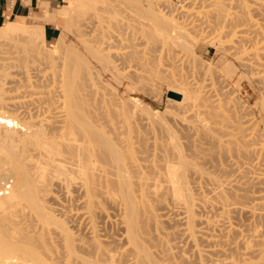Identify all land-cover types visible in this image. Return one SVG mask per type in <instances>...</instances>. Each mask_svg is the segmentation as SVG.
<instances>
[{
  "label": "bare ground",
  "instance_id": "6f19581e",
  "mask_svg": "<svg viewBox=\"0 0 264 264\" xmlns=\"http://www.w3.org/2000/svg\"><path fill=\"white\" fill-rule=\"evenodd\" d=\"M143 1L144 0H64V4L58 5L55 8H53L50 3L45 4V6H46L45 13L42 12L43 14H39V15L34 16V18L31 19L32 24L28 22V18H21V19L19 18V20L15 21V22H8L4 26L0 27V60L9 59V58L10 59L14 58L16 60L18 59L17 61L26 70H29L35 66L33 64L34 63L36 64V61L39 63H41V61H43V63L46 64V62H44V61L46 59H49L48 62L51 63V67H48V69L51 68L52 70L51 69H49V70L53 71V73H51L49 70H48L49 72H46V73L47 74L51 73V75L53 76L52 80H54V77L57 78L58 85L56 86V88L58 87V90L60 89L59 91L57 90L58 91L57 94L59 93L58 100L59 101L62 100V101L55 102V103H57V104L60 103V106H61L60 109L62 111H60L59 113L63 112L62 115L59 114L58 116L56 115V117L53 115L54 117H51V120L50 119L49 120L44 119V120H40V121L35 120L34 122L33 121L31 122L32 119L29 121L28 120L26 121L25 118L24 119L19 118L20 114L18 117H16L15 114L10 115L8 113L9 108L7 106L4 107V105H3L5 102V99H4V96L6 94L5 90L7 88H5V86L2 84H1L2 86L0 85V177H1V175H3L6 177V179H4V181L9 180V179H10V181H12V183H11L12 186L9 183V185H10L8 188L9 190L4 189V186L7 183H5L4 185L1 184L2 186L0 185V188L4 189L3 193L0 194V264H195L194 262H198V264H204L203 262L206 260L205 257L209 254L210 250H212L214 252L216 250V253H219L217 251V249H215V248L213 249L214 246L213 247L211 246L214 241L211 242L212 240L209 241L208 239L211 236H212L211 238H214V236H215V240H216L217 236L219 238L221 236V234H220V236H219V234L216 236L210 232H207V230L211 231L210 230L211 227L217 228L216 224L218 222H215L216 221L215 220L213 223L209 218H200V217H197V215H196L197 211L200 212L199 209L197 208V203H196V200H197L196 197H198L196 194H198V193L193 192L194 189L190 188L189 182H192V181L189 180L191 178V177H189V176H191V174H188V173H190L189 171H191V173L193 172V174H194L195 170H196L195 174L197 175V171L198 170L204 171V168L202 169V167L197 166V164H195L193 161H190V160H193L192 159L193 157L190 160L187 158V156L185 155V152H184V150H185L184 147L189 148V146L187 147V144H186V146H183V144H181L179 142L181 137L180 138H179V136L177 137L176 134H172V135L169 134L170 137H168V139H170V142H171L170 145L171 146L169 144H168L169 146L166 144L167 145L166 149H164L165 145H163L162 142L158 143L160 145L162 144L164 148L162 146H160V147L163 148V151L165 150L164 151L165 153H164L161 150L162 148L159 149L156 147L157 150L158 149H159V151L161 150V152L164 153V155H165V156L163 155V157H162V155L161 156L159 155V156L162 158L166 157V159L164 158L166 161H163L161 159L163 162H165V164H164L165 166L163 168V170H165V172L163 171L164 174L161 172L162 173L161 178L164 179V180L162 179V183L167 182L170 187L167 188V186H168L167 184H166L167 186H165V184L163 186L162 183L160 185L156 183V182L161 181L160 175H159V178L156 177V176H158L157 174L160 173V170H157V171H159L157 173V171L154 167L156 162L153 164L154 161H152L151 159L150 160L152 161V163L149 161L150 166L154 165L151 169L154 168L156 171L155 172L156 175L153 176V178L155 179V177H156V178H158V180L155 179L156 181L153 183L149 182L148 178L151 179V177L149 176V174H146L145 168H144L145 173L142 170L143 169L142 167L146 163L141 164L143 166H139L140 165L139 162H141L140 160L142 158L145 159L144 154H142V156H144V157H142L141 159H139L140 156L139 157L137 156V154H139L138 153L139 147L141 148V146H142L141 142L139 141L141 145L138 147V150H137L136 148L138 145L135 146V143H134L135 141L133 142L131 137L128 140H122L121 136H118L115 139L113 137H111V134L109 131V121H108L109 118L107 117L108 118L107 119L105 117L106 115L101 117V116H99L100 114L97 113L98 109L96 108V105H95L96 103L93 99V92H88V93H84V92L82 93L81 92L78 94V92L80 90L79 85L82 84L81 80H82V75L84 74V72H83L84 71V69H83L84 65H85V69L87 70L86 72L88 73L89 80L95 85H96L97 80H99V82H101L100 75L94 71V69L92 67L91 59L89 57L92 56L94 58H97V57L103 58L106 55H108L109 58H112L110 56L111 51H117V50H119V48L120 49L123 48L122 44L125 43V41L123 42V40H124L123 36H125V34L122 31H126L127 28H124L125 26H123L122 24H123V22H125V24L128 23L127 21H124L125 15H126L125 13H127L126 11H128L127 7H131V10L135 13L134 14L135 16H131L132 14H130V17H129V15H126V16H128L127 18H129V19L132 18V21H129L130 24L126 25V26L131 25L134 28L135 27L140 28L141 26H143V21H141L140 18L149 20L148 17L144 18L145 12L147 15H150L153 17V19L151 21H153L154 23L158 21L157 24L159 23V20L163 21L162 19L166 18V17H164L165 14L161 15L162 13L160 14V12H158L154 9L153 5L149 2L150 0H146L147 2H149L148 8H145ZM125 4L127 6H124ZM224 8H223L224 14H227V17H228L229 10L228 9L226 10L227 7H224ZM223 11H222V13H223ZM224 14H223V18H224ZM225 18H226V16H225ZM228 18L230 19V17H228ZM168 20L169 19H167V21H166L164 19L163 22L169 23L170 26H169V24H168V26L170 28H172V30L178 31L179 28H177L176 22H174L172 20L171 21L170 20L168 21ZM226 20H227V18H226ZM226 20H224V21H226ZM49 22H55L60 27L64 26L65 32H67L68 34L70 33L68 31H72V29H73L72 27H74V25L76 24V27L78 26L79 28L77 27V30H76L77 32H75V33L72 32V33L76 35L77 39L79 40L80 46L78 47L76 45V47H75V46H73L74 44L73 45L71 44V46H70V44L68 43V40H67L68 34L65 33V34H61L58 37V42L54 45V47L49 48L48 45H46V37H45V24H47ZM161 23H159V26ZM162 25H164V24L162 23ZM165 25H166V23H165ZM153 26L155 27V25H153ZM234 27L236 29L237 27H239V25L237 23H234ZM150 28H151V25H150ZM66 30H68V31H66ZM61 31L63 32L62 27H61ZM158 31H161V28L157 29V32ZM164 31H165V33L167 32L166 28L162 29V34H164ZM181 32L185 33L183 31H181ZM138 33H140V32H138ZM181 37H184V36H181ZM184 39H186V38L184 37ZM179 40H180V38H179ZM260 41H261V43H262V41L264 43V35L261 33H258L257 36L255 37V42L257 44ZM171 44L173 45V43H171ZM35 47L39 48L38 54H37L38 58L35 55H33L34 54L33 52L35 51ZM261 49H264V47ZM119 51L123 52L124 48H123V51L122 50H119ZM192 53L195 54L193 51H192ZM257 54L259 56L258 58L262 61L261 63H263V61H264V50H261V51L259 50V52H257ZM15 55H17V57ZM4 56H6V57H4ZM192 57L194 58V56H192ZM194 59L198 60V58H196V56ZM210 62H209V64L207 63L209 69L211 68ZM259 62L260 61H258V63ZM30 64H32V66ZM71 64H72V66H70ZM41 65H43V64H41ZM52 65H54V66H52ZM11 66L14 67V65H11ZM45 67L47 68V66H45ZM42 68H44V67H42ZM42 68L38 67L37 69H35V68L34 69L37 72L38 71H46V68H45V70L44 69L42 70ZM228 68L233 72L237 70L236 66L234 64H232L231 62L228 65ZM209 69H208V71L210 72L211 69L210 70ZM5 70H2V71L4 72ZM2 71H1L2 74H6L8 72L7 71L6 73H3ZM45 76L46 75H44V77ZM160 78H162V77H160ZM5 79H6V77H5ZM30 80H31V78L28 77V82H30ZM78 80H80V82H79L80 84H78ZM168 80H170V78ZM1 82L2 81H0V83ZM4 82H6V81H4ZM19 82H21V81H19ZM146 82H147V80H146ZM30 83H32V82H30ZM53 83H54V81H53ZM20 84H22V83H20ZM146 87H147V85H146ZM54 90H55V87H54ZM48 91H49V89H48ZM47 94H49V93H47ZM178 94L183 96L182 102L185 103V101H187V99H188V96L190 97L191 93L190 94L177 93V95ZM47 96H49V95H47ZM55 97L56 96H54L53 99ZM3 99H4V101H3ZM38 99H40V98H38ZM47 99H49V98L47 97ZM53 99L51 98L49 100L51 101ZM54 100L58 101L57 98ZM53 101H51L49 103L53 104ZM40 104L41 105L43 104L42 106L44 108L45 101L43 103L40 102ZM5 105H7V103ZM37 105L34 104L33 106L37 107ZM41 105H39L40 110L42 109ZM45 106H47V105H45ZM6 110H8V111H6ZM50 111H52V109ZM30 114H29V116H30ZM43 114L45 115V113H43ZM50 115H52V114H50ZM201 119H199V120L202 122H200V123L198 122L200 124V125L198 124L199 130H200L198 132H202L204 134V136H207V137L213 136V135L215 136V134H213V133H215L214 132L215 129L213 130V124L211 127V121L206 124V122H204V120H203L204 118L202 120ZM245 121L249 123V121L242 119L241 116H239V115L237 116V123L240 126L239 130H240L241 134L244 131L246 133L245 129H247V127L245 125L247 123ZM212 123H214V122H212ZM243 126H245L246 128ZM247 131H248V129H247ZM244 134H242V135H244ZM251 136H253V135H251ZM166 137H167V135H166ZM215 137L218 138V136H215ZM209 138H211V137H209ZM245 138L246 137L241 138V142H243L241 144V147L243 148V150L247 149V151H245L246 153L244 152L245 153V155H244L243 150H242V153H243L242 157L244 156V157L248 158L247 161L250 162L249 158L253 157L254 154H252V156H250L252 152L250 153L248 151L249 149L247 147L250 146L249 144H251V143L249 141H251L252 139L251 140L249 139V138H251L250 135L248 138L249 141H248V139H247V141H244ZM155 140H157V139H155ZM208 140H210V139L207 138V142H206L207 144H208ZM221 141L222 140H219V143H218L219 145L220 144L223 145V142H221ZM215 142L217 143L218 139H216ZM251 142H253V141H251ZM138 143H136V144H138ZM155 143H157V142H155ZM144 144H146V143H144ZM144 144H143V147L145 146ZM219 145H217V146L219 147ZM255 145H256V143H255ZM262 146L263 145H261V147ZM220 147H221V145H220ZM235 147H237V145ZM183 148H184V150H183ZM255 148L259 149L260 147L255 146ZM262 148L259 149V151H261V150L263 151L264 148L263 149ZM145 149H146V146H145ZM155 149H154V151H155ZM150 150H151V148H150ZM195 150H197V149H195ZM236 150H238V149H236ZM154 151L152 150V152H151V153H153V155H155ZM188 151L186 152V154L188 153ZM191 151H193V153H194V150L191 149ZM200 151H203V150H200ZM250 151H253V149ZM255 151L258 152L257 149H255ZM255 151L253 153H255ZM147 152H149V150H147ZM147 152H144V153H147ZM161 152H160V154H161ZM217 152H219V151H217ZM257 152L255 153L256 155H257ZM140 153H141V149H140ZM151 153H150V156L154 157ZM237 153L240 155L241 152L240 153L237 152ZM260 153H262V152H260ZM260 153H259V155H260ZM220 154H222V153H220ZM202 155H204V154L202 153ZM225 155L227 156L229 154H225ZM146 157H148V156L146 155ZM199 157H200V153H199ZM244 157H243V159L245 161L246 158H244ZM258 157H260V156H258ZM157 158H158V155H157ZM197 159H199V158H197ZM148 160H149V157H148ZM154 160H156V158ZM239 160L241 161V159H239ZM147 161H145V162H147ZM156 161L158 163L160 160H156ZM162 161H160L158 164H162L163 163ZM253 161L254 160L252 159V163H253ZM256 162L258 163V161H256ZM142 163H144V162H142ZM247 166H248V164H247ZM159 167L160 166H158V165L156 166V168H159ZM147 171H148V169H147ZM199 171H198V173H199ZM246 171H248V169H246ZM205 173L209 174L210 172L209 171L207 172L205 170ZM205 173L203 174V172L201 171L200 175L201 174L205 175ZM147 175L149 177H147ZM206 175L203 177H206ZM207 176H208V178L207 177L206 178L208 180H210V176L209 175H207ZM214 176L213 177L211 176V177L214 178ZM135 177H137V179H139V182L137 181V183H136L137 179ZM134 178L136 179L135 182H134ZM153 178H152V181H153ZM212 178H211V181H212ZM261 178H257L258 183H259ZM194 179H195V176H194ZM214 179H217V178H214ZM217 180H216V182L220 181L219 179H217ZM262 181H263V179H262ZM147 182H149V183H147ZM214 182H215V180H214ZM220 182H219V184H220ZM151 183L154 184L155 186L157 184L155 189L157 190L158 193L156 191L153 192L154 189L152 188L153 193H156L158 195L161 191L166 192V195H167V193H168V196H169V194L172 195L173 198L171 197V200L174 199L172 201L170 200V204L173 201L178 206H180L179 203L181 204L183 211L181 210L182 212H180L181 213L180 215L182 216L181 220L184 223V224L183 223L182 224L184 226H186L185 227V233L188 232L186 234H189L188 237H190V239L193 238L195 240L199 237L200 240L201 239L203 240L205 236L209 237L208 233H210V237L208 239L205 237V240L207 239L206 240L207 242L208 241L211 242V245L208 242V244H209L208 246L212 247L208 251L206 249L208 254L206 251H204V252H206V254L203 255L204 252H202L203 254L201 252H199L201 248L199 249V248H197V246H195L197 250L196 249H194V251L192 250V253L193 252L195 253V251H196L197 256L196 255L193 256L192 260L194 262H191L192 260H190L189 258H191L192 256L189 257L186 255L187 252L190 251V249H188V251H186V254L181 253V252L185 251L186 249L185 250L183 249L182 251L178 250V251H176L177 253L174 252V246H173L174 242L172 244V242L170 243V240L172 241L173 240L172 238H174V237L176 238V236H178V235H176V236L174 235L168 241L167 239L170 238L169 235L167 238H164V236H165V234H164V236L162 235L164 241H162L163 239L161 240L162 237H160V234H159L160 231L158 232V228H157L158 226L157 225H156L157 229H155L156 233L155 232L153 233L154 229L152 227H150L151 228L150 230H152V231H150L148 229V227L151 224L150 222H153V220L149 221L150 219H153V218H150V219L147 218L148 214L153 216L154 219L159 218V220L161 222L162 220L160 217H162L166 213L165 212L163 215L159 216L158 215L159 213H157V210H156L157 208H156L155 204L152 203V204H154V207L156 209H154V207L150 204L151 202H149L148 198L152 194L150 191V190H152L150 188L152 186H149V184H151ZM192 183H194V182H192ZM255 183H257V181ZM261 183H259V185ZM56 184H58L59 186L65 185L64 188H66V189H68V187L70 188L72 186L71 189L73 187L78 189L77 190L78 193L76 192L77 194H79V191L83 193L84 203H81L82 199H78V202L81 204L80 205L81 207L86 205L85 208L88 212L87 215L90 216L88 218H90V219L95 218L98 215L97 210L100 208V205L102 204L101 207L103 206L104 202L101 203V201H100L102 199V197L106 196L108 198V200H105L106 201L105 203H108L109 198L111 196H113V197L116 196V198L118 196V198H120V200H121V203H119L118 205L121 207L120 209H121L122 214L124 216V219H126V223H127V226L122 227L123 229H120L121 232L117 234L120 236V238H119V236H118L119 239L113 238V237H116L117 235L110 238L111 234H110V236H109V234H107L110 231H106V233L104 234V233H102V232H105L104 230H102L103 228L100 229L96 226H92V227L90 226L91 227L90 229H85L87 224L85 225L84 229H80L79 228L80 225L78 227L75 225H72V226H74V228L73 227L71 228V225L68 226V224L69 223L72 224L75 221L77 224L78 219L75 220L74 222H72L74 220L73 216H72L73 214L71 215V213H69V212H67V214L69 213V215H67V217L72 216V219H71L72 221L68 219L69 220L67 222L68 224L63 222V219L61 221V219H59L57 217V212H59L61 210L64 211V210L59 209V211H57L58 209L56 206L57 210H55V211H57V212L54 214V210H52V209H53V207L55 208V206H53L51 208V206L49 207V205H48V203H49L48 200H50L51 197L53 199V197H54L53 194L55 195L54 191H56L57 186L55 187L56 189H54L53 186H55ZM135 184H137L136 189H138L139 188L138 186H140L139 190H137V191L135 189ZM219 184L218 183L216 184L218 188L221 187V188H219L221 190V192L219 191L218 194H223L224 198H225L226 193H225V191L222 192V190L224 189V188L222 189V187H224L223 183L220 184L221 186H219ZM59 186H58V189L60 188ZM160 186H162L163 188ZM194 186H195V184H194ZM52 187H53L54 191H53ZM217 187H215V188H217ZM161 188H162V190H161ZM164 188H167V189L165 190ZM235 188H237V187H235ZM1 189H0V191H1ZM71 189L70 190L68 189V191H70V192L72 191V193H73V189L72 190ZM217 189H215V190L218 192ZM262 189L264 191V186ZM57 191H59V190H57ZM68 191H67V193L69 194ZM75 191H74V193H75ZM211 191H213V190H211ZM259 191H261V190H259ZM61 192H62V190H61ZM63 192H65V191H63ZM138 193H139V195H137ZM214 193H216V192L214 191ZM75 194H74V196H75ZM193 194H195L196 196ZM70 195H72V194H70ZM80 195H79V197H80ZM215 195L213 197H215ZM66 196L69 197V195H66ZM74 196H71V197H74ZM77 196H75V197H77ZM162 196L164 197V195H162ZM56 197H54V198H56ZM81 197H82V195H81ZM152 197H155L154 194ZM158 197L159 196H156V199H158ZM233 197H235V195ZM57 198H56V200H57ZM160 198H161V195H160ZM165 198H163V199L165 200ZM169 198H170V196L168 197V201H169ZM195 198H196V200H195ZM224 198H221V199L224 201H227ZM226 198L229 199V197H226ZM243 198L245 199V196ZM70 199H69V201H70ZM104 199H106V198H104ZM111 199L114 200L115 198L111 197ZM156 199H154V200L157 203H158V201L163 200V199H160V200L158 199V201H157ZM211 199L212 198H210L208 204L211 203ZM246 199H248V198L246 197ZM257 199H260V198H257ZM73 200L74 199L72 198V201ZM76 200L77 199H75V201ZM113 200H111L112 203H113ZM115 200L118 201L119 199H115ZM151 200L153 202V198H151ZM204 200L206 202V199H204ZM220 200L217 199V201H215V199H214L213 202L214 203L218 202V204L219 203L221 204ZM111 201H110V203H111ZM163 201L160 202V204L162 206H163L162 203L165 204V202H166V201L165 202H163ZM177 201L179 202L178 204H177ZM197 201H200V200H197ZM228 201L230 202V199ZM256 201L257 200H255V202ZM51 202L54 203V201H51ZM58 202H59V200H58ZM114 202H116V201H114ZM205 202H204V204H205ZM207 202H208V200H207ZM207 202H206V204H207ZM244 202L245 201H243L242 203H244ZM59 203H61V202H59ZM71 203L73 205H75V204L79 205V203H74V202H71ZM71 203L69 204L70 206H72ZM157 203H156V205H157ZM224 203L226 204V202H222L223 205L221 204L220 206L221 207L225 206ZM261 203L264 204V202H262V201H261ZM115 204H117V202ZM115 204H114V206H115ZM198 204L200 205V202ZM204 204H202V206H204V208H205L206 205H204ZM213 204L210 205L211 208H213V207L216 208L217 206H219L218 204H217V206H214ZM263 204H262V206H263ZM118 205H116V206H118ZM64 206L66 207L65 209H67V206L66 205H64ZM173 206L175 207V205H173ZM255 206H256V208H258V204H255L254 207ZM73 207H75V206H73ZM103 207H105V206H103ZM157 207H158L159 211L161 209L163 210V209L167 208V207L162 208L161 206H159V204L157 205ZM159 207H161V208H159ZM169 207H170V205L168 206V208ZM195 207L197 209H195ZM210 207H208V210ZM227 207H229V206H227ZM227 207H226V209L224 207H222L221 211H223V210L228 211ZM252 207H253V205H252ZM85 208H82V210ZM105 208H107V207H105ZM176 208H178V207L176 206ZM200 208H203V207L200 206ZM68 209L72 210L69 208V206H68ZM117 209H119V207ZM171 209H172V207L167 209L168 211L167 210L166 211L169 212V210H171ZM179 209H180V207H179ZM260 209H262L264 211L263 207ZM119 210H118V212H119ZM195 210H197V211H195ZM206 210L207 209L205 208L203 211L206 212ZM208 210H207V212H209ZM62 211H61V215L64 212L66 213V211H64V212H62ZM99 211H102V210H99ZM212 211L213 210L211 209L210 212L215 213L216 210L214 209V211L213 212ZM218 211H220V209ZM255 211H256V209H255ZM71 212H73V211H71ZM160 212H162V211H160ZM205 212H204V214H206ZM254 212H253V214L255 215ZM216 213H217V211H216ZM222 213H224V212H222ZM222 213H221V215H222ZM75 214H77V212ZM120 214H121V212H120ZM261 214H263V212ZM104 215H105V213H104ZM212 215H214V214H212ZM219 215L220 214L217 213V216H219ZM228 215H226L225 217L228 218L227 217ZM85 216H86V214H85ZM108 216H110V215H108ZM257 216H260V214L256 215V217ZM256 217H254V220L256 219ZM263 217L262 218L260 217L256 220L257 221L259 219L263 220ZM30 218H32L33 220L31 219L32 221L29 223H32L33 221L36 222V225H34L35 222H33L34 227L31 226L32 224L25 223L26 220L30 221ZM75 218H78V216H76ZM226 218H224V219H226ZM86 219H87V217H86ZM213 219H214V217H213ZM219 219L220 218H218V220ZM23 220H25L24 225L22 224ZM94 220H95V222L97 221L96 219H94ZM164 220H165V218H164ZM64 221H66V220H64ZM88 221H90V220H88ZM91 221L93 222V220H91ZM156 221H158V220H156ZM257 221H255L256 224L259 222V221L258 222ZM169 222L167 221V223H169ZM262 222H264V221H262ZM229 223H230V221L228 222L227 228L224 230L223 229L220 230V228H223V227H221V224H220V227L217 224V226L219 227L218 228L219 232L222 233V230L223 231L227 230L229 228L228 227ZM147 224H149V225H147ZM155 224H157V222ZM158 224H161V223H158ZM25 225H27V226H25ZM202 225H203V227L205 226V228L199 227ZM145 226L146 227L148 226L147 229L144 228ZM166 226H167V224H166ZM258 226H259V223H258ZM230 227H232V225ZM262 228L264 229L263 224H262ZM172 229L171 230L169 229L170 232L174 231ZM176 229L177 228H175V230ZM211 229H213V228H211ZM254 229H256V228H254ZM260 229H258V230L261 231ZM117 230L119 231V229H117ZM166 230H168V229H166ZM166 230H165V232L163 231L162 233L161 232L160 233L161 234L166 233ZM177 230H179V229H177ZM181 230H179L180 231L179 233L182 232ZM213 230H212V232H216V230L215 231H213ZM233 230H234V227H233ZM250 230H252V229H250ZM231 231H232V229H231ZM231 231H230V233H231ZM235 231H237V230H235ZM219 232H217V233H219ZM263 232L261 231V233H263ZM169 233L167 232V234H169ZM175 233L176 232H174L172 234L170 233V236L175 234ZM179 233H177V234H179ZM251 233H252V231H251ZM261 233H260V235H261ZM181 234H183V232ZM181 234H179L178 237H180ZM197 234L200 236H198ZM258 234H259V232H257V234L255 236H257ZM260 235L258 238L252 237V239H254V238L259 239ZM249 236H252V234H250ZM263 236H264V233H263ZM183 237H185L184 234H183ZM183 237H182V239H183ZM194 237H196V238H194ZM234 238L235 237H233L231 239L233 240ZM243 238H241L240 241L237 240L239 243H241L242 246H243V243H242ZM245 238L248 239V236ZM249 238L251 239V237H249ZM263 238H260V239H263ZM193 239H192V242L194 244L198 245L197 243H199V242L196 243V240L194 242ZM176 240L174 239L175 244L180 245L178 243V241L176 243ZM200 240H198V241H200ZM205 240H204V242H205ZM230 240H229V242H230ZM248 240H247V242H248ZM256 241L257 240H255V242ZM181 242H182V240H181ZM187 242H189V245L193 244V243L190 244V241H187ZM215 242H217V241H215ZM222 242L224 243V241H222ZM231 242L233 243V241H231ZM235 242H234V244H236V246H237V242L236 243ZM183 243L184 242H182L181 245H183ZM203 243H200V244H202V246H201L202 250L205 249V248H203ZM248 243H250V241ZM248 243L246 244V241H245L246 247L248 246ZM257 243L259 244V240H258V242L255 243L256 246H257ZM220 244H221V242L217 245L219 246ZM189 245L188 246L185 245V248L189 247ZM204 245H206V244H204ZM225 245L226 244H224L223 246H225ZM215 246H216V244H215ZM258 246H257L258 249H256V250L255 249L253 250V246H252V249L248 248L249 247L248 246L247 247L248 249L246 248V250L242 249L243 248L242 247L241 249L246 251V252L242 251V253L244 252L243 255L245 258L242 257L243 256L242 254H239V255L237 254L238 256H241L240 257L241 259L244 258V259L240 260L242 262L237 261V260H235V262H234V260H232V259H231L232 262H230V258H229L230 263H228V261L225 258H222V260L224 259L223 260L224 263H223V261L221 259L218 260V258H217V259H215L216 260L215 262L211 261L210 264H212V263H214V264H264V240H263V242H260V245H258ZM175 247H177V246H175ZM219 247L221 249L224 248L221 246H219ZM227 247H230V249L233 248V246H231V245H229V246L227 245ZM216 248H217V246H216ZM254 248H256V247H254ZM233 249H235V248H233ZM218 250L220 251L219 248H218ZM223 250H225V248L222 249V251H220L221 253L223 252V255L226 252H228V255H230L229 250L226 252ZM235 250H231V252L232 251L234 252ZM237 250L239 251V249H237ZM188 255H192V254H188ZM210 255H211V251H210ZM214 256H215L214 258H216L218 255H215V253H214ZM233 256H234V253L232 254V257ZM209 257L207 256V258H209ZM218 257H220V255ZM234 258L236 259V257H234ZM208 260L209 259H207V261ZM210 260H211V258H210ZM225 260L227 261V263H225L226 262ZM208 262H210V261H208ZM206 264H209V263H206Z\"/></svg>",
  "mask_w": 264,
  "mask_h": 264
},
{
  "label": "rangeland",
  "instance_id": "374dc122",
  "mask_svg": "<svg viewBox=\"0 0 264 264\" xmlns=\"http://www.w3.org/2000/svg\"><path fill=\"white\" fill-rule=\"evenodd\" d=\"M149 2L153 5V7L156 11L160 12V14L162 13L161 15L165 14L164 17H166V18H163L162 19L163 21H164V19L166 21H167V19H169L170 21L172 20V21L176 22L177 28H179L178 31L172 30V28L169 27L170 26L169 23L163 22L160 20H159V23L162 22L164 25H162V23H161L159 26V23L157 24L158 21L155 23L153 21H151L153 19V17L150 15H147L146 12L144 13V18L148 17L149 20L140 18V20L143 21V26H141L140 28L139 27L134 28L131 25L126 26V25L130 24L129 21H132V18L129 19V18H127L128 16H126V15H129V17H130V14H132L131 16H135L134 15L135 13L131 10V7H127L128 11H126L127 13H125L126 15H125L124 21H127L128 23L125 24V22H123V24H122L123 26H125L124 28L128 29V30L126 29V31H122L125 34V36H123V39H124L123 42L125 41V43L127 44V45L125 43L122 44L124 51H123V48H121V49L119 48V50H122L123 52H121L119 50L111 51L110 56L112 58H109L108 55H106L103 58H99V57L94 58V57L90 56L89 58L91 59L92 67H93L94 71L100 75L101 82H99V80H97L96 85L93 84L89 80V76H88V73L86 72L87 70L85 69V65H84V67H83L84 74L82 75V80H81L82 84H80L79 83L80 80H78V84H80L79 85L80 90H79L78 94L81 92L82 93L83 92L84 93L93 92V99L96 103L95 104L96 108L98 109L97 113L100 114V115L99 114L98 115L101 117L106 115L105 117L109 118V120H108L109 121V131H110L111 137H113L115 139L118 136H121L122 140H128L131 137L133 142L135 141L134 142L135 146L138 145L136 148L137 150H138V147L142 144L141 148L139 147V150H138L139 154H137V156L138 157L140 156L139 159H141L142 157H144V156H142V154L145 155V157H144L145 159L142 158L140 160L141 162H139L140 163L139 166H143L141 164L146 163L144 165L145 167L144 166L142 167L143 169L141 167L140 168L143 170V172H144V168H145L146 174H149V176L151 177V179L148 178L149 182H152V183L155 182L156 180H158L159 175H160L161 181L156 182V183L159 185L162 183L163 178H161V176H162L163 171L165 172V170H163V168L165 166L164 165L165 162H163V161H166L165 160L166 157H164L165 159L162 158L164 153H165L164 152L165 150L163 151V148H164L163 145H165L164 149H166V146L168 144L169 145L171 144L170 139H168V137H170L169 134L170 135L176 134L177 137L178 136H179V138L181 137L179 142L181 144H183V146H186V144H187V147L189 146V148L184 147L185 150L187 149L186 151L183 148L187 158L190 160L193 157L192 158L193 160H190V161H193L195 164H197V166L202 167V169L204 168V171L199 168L203 172V174L205 173V170L207 172L209 171L212 174L211 175L210 173L209 174L205 173V175L207 174L210 176V180H208L207 179L208 176L206 175L207 178L203 177L205 175H202V174L200 175L201 171H199V170H198L199 173L197 171V175L195 174L196 170H195L194 174H193V172L191 173V171H189L190 173H188V174H191V176H189V177H191V178L193 177L192 179L190 178L189 180L194 182V183H192V182L188 181L190 188L194 189V191L191 189L193 192L198 193V194H196L198 196L196 198H197V200H200V201H197L195 198L196 203H197V208L200 211V212H198L197 210H195L198 212V213L196 212L197 217L209 218L213 223L216 220L215 222H218L217 223L218 226L220 227V224H221V227H223V228H220V230L226 229L228 222L230 221L229 226H228L229 230L228 229L225 231L222 230V233H220L218 230L219 227L217 226V224H216L217 228L211 227L213 229L215 228L214 230L211 228H210L211 231L207 230V232H210L216 236L218 234H219V236H220V234L222 236V237L220 236L219 238L217 236L216 240H215L214 235H213L214 238H211L212 236L210 237V233H208V234H209V237L211 239L209 237L205 236L207 239L209 238L208 239L209 241L210 240H212L211 242L214 241L212 245H211V242H209V241L208 242L212 247L214 246L213 249L215 248L219 252V253H216V250H215V252L210 250L211 255H210V251L208 254L207 251L212 247L208 246L209 244L206 241L207 239L205 240V237L203 240L202 239L200 240L199 237L197 239H195L196 243L199 242V243H197L198 245H196L192 242L193 238L191 237L192 239H190V237H188L189 234H186L188 232L185 233V227L186 226L183 225L184 223L181 220L182 216L180 215L181 214L180 212L183 211L181 204L178 201H177V204L179 203L180 206L176 205L174 203V201L170 204V200H171L172 195L169 194L170 198L168 201L169 196H168V193L166 195V192L161 191L160 192L161 194L159 193L161 195V198H160L159 194L157 195L156 193H153L155 191L157 192V190L155 189L157 186L156 183H155L156 186L152 183L149 184V186H152L150 188L154 189V191H153V189L150 190L152 193L151 195L153 196V194H154L155 197H152L150 195L151 197L149 196L148 200H149V202H151L150 204L153 207L155 204L157 209L155 207H154V209L157 210V213H159L158 214L159 216L163 215L166 212L164 214L166 217L164 215H163L164 217L162 216L163 218L160 217L162 220L160 222L159 218L154 219L153 216H151L149 214H148L149 215L148 216L146 214L147 218H149V219L153 218V219L149 220V221L153 220V222H150L151 223V224L149 223L150 226L149 227L147 226V227L149 230L151 229L150 227H152L154 229L153 233L155 232V229H157V228H158V232L160 231L161 233L163 231L165 232V230L168 229V230H166V233L161 234L159 232L160 237H162L161 240L163 239L164 234H165L164 238H167L169 235L170 238L167 239L168 241L174 235L179 236V234H181L183 232L185 237H183V234H181L180 237L176 236V238L175 237L172 238L173 240L172 241L170 240V243L172 242V244H173V242H174V245H173L174 246V252H176L178 250L182 251L183 249L184 250L186 249L185 251L181 252L183 254H186V251H188V249H190L191 252L188 251L186 254L189 257L192 256L191 258H189L190 260H192L193 256H195V255L197 256L196 251H195L196 254L194 252L192 253V250L194 251V249H196L195 246H197V248H199V249L201 248L199 251L201 253L206 251V249H207V251H206L208 254L207 256L208 257L210 256L209 258H207V256L205 257L206 260L203 262L204 264H206V263L210 264L211 261L215 262L216 261L215 259H217V258H218V260L219 259L222 260V258H225L228 261V263L232 262L231 259L234 260V262H235V260L240 261V260L245 258L243 254H244V252H246L245 250L248 246H249L248 248H251V249L253 246V250L254 249L256 250V249H258V247H259L258 245H260V242H263V240H264V238H263L264 237L263 236L264 229L262 228V224L264 226V222H262V221H264V217H263L264 211L262 209H260L262 207L264 208V204L261 203V201L264 202V191L262 189L264 186L263 185L264 184V177H263L264 176V149H263L264 148V61H263V63H261L262 61L258 58L259 56L257 54V52H259V50L260 51L264 50V49H261L264 47V43H263V41H262V43L260 41L257 44L255 42V37L257 36L258 33H261L264 35V0H150ZM149 2H147L146 0L143 1L145 8H148ZM124 6H127V5L125 4ZM224 7H227L226 10L227 9L229 10L228 17H230V19L227 17V14H224V11H223ZM222 11H223V13H222ZM223 14H224V18H223ZM34 16H36V15H34ZM34 16H31L30 18H28L29 23L32 24L31 19H33ZM225 16H226L227 20H226ZM224 20H226L227 22ZM49 23H52L56 27L59 28L58 36L53 39L54 43H52L53 41L50 40V42L52 44V45H50V47H54V45L58 42V37L61 34H65L67 32H65L64 26H61L63 29V32H62L61 27L57 23H55V22H49ZM165 23H166V25H165ZM234 23H237L239 25V27H237L235 29ZM168 24H169V26H168ZM150 25H151V28L153 27L152 29L150 28ZM153 25H155V27ZM77 27L75 24L74 27H72L73 28L72 31L66 30V31L70 32L69 34L67 33L68 36L66 35L68 43L70 44V46H71V44L72 45L74 44L73 46H75V47H76V45L78 47L80 46L79 40L77 39L76 35L73 34V33L77 32L76 31ZM159 28H161V31L157 32V29H159ZM163 28L164 29L166 28V31H167L166 33L164 31V34H162ZM181 31H183L185 33H182ZM138 32H140V33H138ZM181 36H184L186 39H184V37H181ZM179 38H180V40H179ZM171 43H173V45ZM38 49H39L38 47L37 48L35 47V51L33 52L34 53L33 55H35L36 57L38 54ZM192 51L195 54H193ZM15 56L17 57V55H15ZM192 56H194V58L196 56V58H198V60L194 59ZM4 57H6V56H4ZM17 60L14 58L0 60V79H1L0 81L3 82V83L1 82L0 85L2 84L5 86V88H7L5 90L6 94L4 93L5 94V96H4L5 102L3 105H4V107L7 106L9 108L8 109L6 107L9 110L8 113L10 115L15 114L16 117H18L20 114L19 118H21V119L25 118L26 121L27 120L29 121L32 119L31 122L32 121L34 122L35 120L40 121V120H44V119L45 120L46 119L51 120V117H54V116L56 117V115L58 116L59 114L62 115L63 112L59 113L60 111H62L60 109L61 108L60 103H58V104L55 103V102H60L62 100H60V101L58 100L59 93L57 94V92L60 89L58 90V87L56 88V86L58 85L57 78L54 77V80H52L53 76L51 75V73H53V71H51L52 70L51 68H49L51 70L48 69V67H51V63L48 62L49 59H46L44 61V62H46V64H44L43 61H41V63L36 61V64L33 62L34 63L33 65H35V66L32 68L31 67L32 64H30L31 65L30 67L32 69H29V70H26ZM258 61H260V62L258 63ZM209 62L211 63L210 64L211 70L208 67ZM230 62L236 66V69H237L236 71L233 72L228 68V65L230 64ZM41 64H43V65H41ZM11 65H14V67ZM45 66H47V68ZM52 66H54V65H52ZM70 66H72V64ZM38 67L39 68L44 67V68H42V70L43 69L45 70V68H46V71H38V72L35 71V69H37ZM208 69L210 70V72L208 71ZM2 70H5V71L3 72ZM48 70L51 73L47 74L46 72H49ZM1 71L3 73H6L7 71L8 72L6 74H2ZM44 75H46L45 76L46 78L44 77ZM27 76L29 78H31L30 82H32L33 84L28 82ZM5 77H6V79H5ZM160 77H162V78H160ZM169 78H170V80H168ZM3 80L6 82H4ZM146 80L148 83L146 82ZM19 81H21V82H19ZM53 81H54V83H53ZM20 83H22V84H20ZM52 85L53 86L55 85L54 86L55 90H54V87ZM146 85H147V87L148 86L149 87L147 88ZM48 89H49V91H48ZM47 93H49V94H47ZM177 93H187V94L191 93V94H190V97L188 96L187 101H185V103H184V102H182L183 96H181L179 94L177 95ZM47 95H49V96H47ZM53 95L56 96L54 99L57 98L58 101L53 99V97H54ZM47 97L49 99L52 98L54 100V101L51 100V101H53L54 105L49 103L51 101L49 99H47ZM38 98H40L41 100ZM4 99H3V101H4ZM44 101H45V105H47V106L44 105V108H43V106H42L43 104L41 105L40 102L43 103ZM6 103H7V105H5ZM34 104L35 105L38 104L37 107L33 106ZM39 105H41V108H42L41 110L39 109L40 108ZM51 109H52V111H50ZM8 110H6V111H8ZM43 113H45V115ZM29 114H30V116H29ZM50 114H52V115H50ZM237 114L239 116H241L242 119L249 121L250 124L246 121L245 122L248 125L246 123H245L246 125L244 124L248 129V131H247V129H245L247 134L245 133V131L242 132V134L245 133L244 135L241 134V132L239 130L240 126L237 123V116H238ZM201 118L202 119L204 118L203 120H204V122H206V124L211 121V127L213 124V130L215 129V131H214L215 133H213V132L212 133L215 134V136H218V138L215 137L213 134H212L213 136H209V137H211V138H209L207 136H204V134L202 132H198V131H200L198 124L200 122H202L199 120ZM212 122H214V123H212ZM245 126H243V127H245ZM166 135H167V137H166ZM249 135L251 138H249ZM251 135H253L254 137ZM244 137H246L245 138L246 140L244 139V141H247L248 138L250 140L252 139L251 141H253V142H251L248 139V141L251 143V144H249L250 146L247 147L249 149L248 151L250 153L252 152L250 156H252V154H254L253 157L249 158L250 162L247 161L248 158L243 156L244 158H246V160L244 161V159L242 157V154L245 151H247V149L243 150V148L241 147V144L243 143V142H241V138H244ZM154 138L157 140H155ZM207 138L210 139V140H208V144L206 143ZM215 138L218 139L217 143L215 142L216 141ZM219 140H222L221 142H223V145L220 144L222 148L218 144ZM139 141L141 142V144ZM155 142H157V143H155ZM161 142L163 143V145L158 144ZM136 143H138V144H136ZM144 143H146V144H144ZM255 143H256V145H255ZM143 144L146 146V149L148 148L147 150H149V152H147V150L145 149V146L143 147ZM216 144L219 145V147ZM236 145H237V147H235ZM261 145H263L262 146L263 148L261 147ZM160 146H162L163 148ZM255 146L260 147L259 149L262 148L263 151L262 150L259 151V149L255 148ZM156 147L159 149L162 148L161 150L164 153H162L161 150L159 151V149L157 150ZM150 148H151V150H150ZM254 148L257 149L259 153L260 152H262V153H260V155H259V153L257 151H255ZM140 149H141V153H140ZM154 149H155V151H154ZM191 149L194 150L195 154L193 153V151H191ZM195 149H197V150H195ZM236 149H238V150H236ZM252 149H253V151H250ZM152 150L155 152L154 154L156 156L153 155V153H151ZM200 150H203V151H200ZM242 150H243V153H242ZM187 151H188V153L186 154ZM217 151H219V152H217ZM254 151H255V153L257 152V155L255 153H253ZM144 152H147V153H144ZM160 152H161V154H160ZM237 152H239V153L241 152L240 155ZM150 153L154 157L150 156ZM199 153H200V157H199ZM202 153L204 155H202ZM220 153H222V154H220ZM245 153H244V155H245ZM225 154H229V155L226 156ZM146 155L149 157V160H148V157H146ZM157 155H158V158H157ZM159 155L160 156L162 155V157H160ZM258 156H260V157H258ZM155 158H156V160H160V161L163 160L162 161L163 165L158 164L160 161L157 163V161L154 160ZM197 158H199V159H197ZM150 159L152 161H154L153 164L155 162L157 163V164L155 163V166L153 165L155 167L156 171L160 170V173H158L159 171H157L158 176H156V177H158V178L155 177L156 180L153 178V176L156 175V173H155L156 171L154 168L151 169L153 166H150V162L152 163V161ZM239 159H241V161ZM252 159L254 160L253 163H252ZM145 161H147L149 164ZM256 161H258V163ZM142 162H144V163H142ZM247 164L249 167L247 166ZM157 165L160 166L162 169L160 167L156 168ZM146 166L147 167L149 166V167L147 168ZM146 168L148 169V171ZM149 168L152 171L153 170L154 171L152 172ZM246 169H248V171H246ZM149 176L147 175V177H149ZM194 176H195V179H194ZM211 176L212 177L214 176V178L219 179L221 181V182L219 181L220 184L223 183L224 187H222V189L223 188L224 189L222 190V192L225 191L226 197H229L230 202L228 201L229 200L228 198H226V197L224 198L223 194H218L219 191L221 192V190L219 189L221 187H219V188L217 187L216 184L217 183L219 184V182H216L217 179H214ZM135 178L137 179V177H135ZM135 178H134V182L136 180ZM152 178H153V181H152ZM211 178H212L213 182L211 181ZM257 178H261L259 183H261V182L262 183L260 185L258 183ZM4 179H6V177L1 175L0 185L1 184L4 185L5 183H7L5 186H10L12 181H10V179L4 181ZM262 179H263V181H262ZM214 180H215V182H214ZM137 181L139 182V179L136 180V183H137ZM254 181L255 182L257 181V183H255ZM149 182H147V183H149ZM9 183H10V185H9ZM162 184H163V186H164V184H165V186L168 185L167 188L170 187L167 182H164ZM194 184H195V186H194ZM220 184H219V186H221ZM136 185L137 184H135V189L137 188ZM58 186H59L58 184L53 186L54 189L57 188L56 191H54V189L52 187L55 195L58 198L54 194H53V196L56 197L57 200H56V198L53 197V199H52V197H51L50 200H48V202H49L48 205H49V207L51 206V208L53 206H55V208L53 207V209H52V210H54V214L57 211H59V209H63L64 211H66V213H65L64 211L61 210L62 212H64V213H62V215H61V211L57 212V217L59 219H61V221L63 219V222H65V223H67L69 220H71L72 216L74 219L73 221L71 220L72 222H74L75 220L78 219L77 220L78 225L76 224V221L74 222L75 224L72 223L71 221L70 222L72 224L67 223L68 226L71 225V228L72 227L74 228V226H72V225H75L77 227L79 225L80 226L82 225L81 227L79 226L80 229H84L86 224L87 225H86L85 229H90L92 226H96L100 229L103 228L102 230H104L105 232H102V233H104V234L106 233V231H110L107 234H109V236L111 234V236H110V238H111L113 236H116L118 233H120L121 232L120 229H123L122 227L127 226L126 219H124V216H123L122 211L120 209L121 207L118 205L119 203H121V200H120V198H118V196H117V198H116V196H114V197L111 196L112 198L119 199L118 201L115 199L113 200L110 197L109 202L107 201L108 203H105L106 202L105 200H108V198L105 195H104L105 197H102V199L100 198L101 203L104 202L103 206H105L107 208H105L103 206L101 207V205H102L101 204L100 208L97 210L98 215L95 218L90 219V218H88L90 216L87 215L88 212L85 208L86 205L81 207L80 206L81 204L78 202V199H82L81 203H84L83 193L79 191V194H77L78 189L74 188V187L72 188L73 193H72V191L71 192L68 191V189L70 190L72 186L70 188L68 187V189L64 188L65 185H60L59 189H58ZM138 187L140 188V186H138ZM160 187H162V186H160ZM215 187H217L218 189ZM235 187H237V188H235ZM139 188L136 189V191L139 190ZM162 188H161V190H162ZM167 188H164V189L166 190ZM214 188L217 189L218 192ZM60 189L62 190V192ZM258 189L261 191H259ZM57 190H59V191H57ZM66 190L69 192V194L67 193ZM211 190H213V191H211ZM63 191H65V192H63ZM74 191H75V193L76 192L77 193L75 194ZM214 191L217 194L214 193ZM70 194H72V195H70ZM74 194H75V196H77V195L78 196L75 197ZM80 194L82 195V197ZM66 195H69V197L71 199ZM79 195H80V197H79ZM137 195H139V193ZM162 195H164V197ZM193 195H195V194H193ZM214 195H215V197H213ZM234 195H235V197H233ZM71 196H74V197H71ZM156 196H159L158 197L159 200L163 199L165 197L167 199L165 198V200L163 199L164 201L163 200L158 201V199H156ZM244 196H245V199L243 198ZM246 197L248 199H246ZM72 198L74 199L73 201H72ZM104 198H106V199H104ZM151 198H153V202H152ZM210 198H212L211 203L208 204ZM213 198L215 199V201H217V199L220 200L221 198H224L225 200H227V201H224L221 199L220 201H221V204H222V202H226V204L224 203L225 206H222V207H224L226 209V207L229 206V207H227L228 211H225V210L221 211L222 210V207L220 206L221 204L220 203L218 204V202L214 203ZM257 198H260V199H257ZM69 199H70V201H69ZM75 199H77V200L75 201ZM110 199L113 200V203ZM154 199H156L158 201V203ZM204 199H206V202L208 200L207 204H206ZM58 200L61 203H59ZM172 200H174V199H172ZM255 200H257V201L255 202ZM51 201H54V203ZM110 201H111V203H110ZM114 201H116L117 204H115L116 202H114ZM162 201L163 202L166 201L165 204L162 203L163 206L160 204V202H162ZM243 201H245V202L242 203ZM71 202L79 203V205L78 204L73 205ZM155 202L157 203V205L159 204V206H161L162 208H165V207H167V208L163 209L164 211L161 209L160 211H162V212H160ZM199 202H200V205L198 204ZM204 202H205V204H204ZM70 203L72 206L69 205ZM152 203H154V204H152ZM63 204L67 206V209L69 206V208L72 210L65 209L66 207ZM114 204H115V206H114ZM168 204L170 205L169 208L172 207V209H171L172 211L169 210V212H167L168 211L167 209H169ZM172 204L175 205V207ZM202 204L207 206V207L205 206V208L207 210H208V207H210V205L213 204L214 206H217V204H218L220 207L217 206L216 208H214V207L213 208L220 215L217 216L216 211H215V213H211L210 212L211 209L214 211V209L211 207L208 210L209 212H207V210H206V212L203 211L205 208H204V206H202ZM255 204H258V208L260 210L258 208H256V206L254 207ZM262 204H263V206H262ZM116 205H118V206H116ZM252 205H253V207H252ZM56 206H57L58 210L56 209ZM73 206H75L77 209ZM176 206L178 208H176ZM200 206L203 208H200ZM118 207L120 210L117 209ZM161 207H159V208H161ZM179 207H180V209H179ZM82 208H85V209L82 210ZM197 208L195 207V209H197ZM219 209H220V211H218ZM255 209H256V211H255ZM55 210H57V211H55ZM99 210H102V211H99ZM118 210H119V212H118ZM71 211H73V212H71ZM75 211L77 212V214H75L76 213ZM67 212H69V213H71V215L72 214L73 215L71 217L70 216L67 217V215H69V213L67 214ZM103 212L105 213L106 216L104 215ZM120 212H121V214H120ZM204 212L206 214H204ZM222 212H224V213H222ZM253 212L255 213V215L253 214ZM262 212H263V214H261ZM221 213H222V215H221ZM227 213L228 214L230 213V214L228 215ZM85 214H86V216H85ZM212 214H214V215H212ZM225 214L228 215L227 216L228 218L225 217L226 216ZM259 214H260V216L256 217V215H259ZM108 215H110V216H108ZM252 215L254 217H256V219L263 217V220L259 219L258 220L259 222H258L256 219L254 220V217ZM76 216H78V218H75ZM86 217H87V219H86ZM213 217H214V219H213ZM164 218H165V220H164ZM218 218H220V219L222 218L223 220L222 219L218 220ZM224 218H226V219H224ZM31 219L32 218H30V221L26 220V222H25V220H23L22 224L24 225V222H25L28 224H32L31 226L34 227V225H36V222L33 221V222H35V224L33 222L29 223L33 220V219L32 220ZM94 219H96L97 221L95 222ZM64 220H66V221H64ZM88 220H90V221L93 220V222L92 221L90 222ZM156 220H158V221H156ZM166 220L168 222L169 221L170 222L167 223ZM255 221H257L259 223V226H258V223L256 224ZM154 222L155 223L157 222V224H155ZM158 223H161V224H158ZM149 224H147V225H149ZM166 224H167V226H166ZM230 224L232 225V227H230L231 226ZM27 225H25V226H27ZM156 225L158 226L157 228H156ZM147 227L145 226L144 228L147 229ZM199 227H203V225L199 226ZM233 227H234V230H233ZM175 228H177L179 230L182 229L181 230L182 232L179 233L180 231L177 229L175 230ZM203 228H205V226ZM254 228H256V229H254ZM117 229H119V231ZM169 229L170 230L172 229L174 231L170 232ZM231 229L233 232L231 231ZM250 229H252V230H250ZM258 229H260L263 233H261V231H259ZM212 230L213 231L216 230V232H212ZM235 230H237V231H235ZM247 230L248 231L250 230L249 231L250 233ZM150 231H152V230H150ZM230 231H231V233H230ZM251 231H252V233H251ZM167 232L168 233L170 232L171 234L174 232H176V233L170 236V233L167 234ZM217 232H219V233H217ZM257 232H259V234L257 236H255L257 234ZM177 233H179V234H177ZM260 233L262 236L260 235ZM250 234H252V236H249ZM259 235H260V238H263V239H260V238L255 239V238H258ZM118 236L119 235H117L116 237H113V238L119 239L120 236H119V238H118ZM198 236H200V235H198ZM232 236L235 237L233 240L231 239V238H233ZM238 236L239 237L241 236V237L239 238ZM247 236H248L249 240L245 238ZM182 237H183V239H182ZM249 237H251V239ZM252 237H255V238L252 239ZM194 238H196V237H194ZM241 238H243V242H242L243 246L241 245V243L238 242L241 240ZM174 239L175 240L177 239L176 243L178 241V243L180 245L175 244ZM181 240H182V242H184L183 245H181L182 244ZM195 240H194V242H195ZM198 240H200V241H198ZM204 240H205V242H204ZM229 240H230V242L233 241V243L231 242L232 243L231 244L229 242ZM244 240L246 241V244L249 241H250V243L251 242L252 243L251 244L248 243V246L246 247ZM247 240H248V242H247ZM255 240H257L256 242H258V240H259V244L257 243L258 247L255 245V243H256ZM162 241H164V239ZM187 241H190V244L191 243H193V244L189 245V242H187ZM215 241H217V242H215ZM222 241H224V243ZM235 241L237 242L238 247L236 246V244H234ZM218 242L219 243L221 242V244L219 246L224 247L225 250H223V251H225V252L230 249V247H227V245L233 246V248H235L236 250L233 248H231L229 250V253L231 256L228 255V252H226L227 254L224 252L225 254L223 255V252L221 253L220 251H222V249H224V248L221 249L217 245V244H219ZM200 243H203V248H205V249L202 250V247H201L202 244H200ZM214 243L216 244L217 248H216ZM204 244H206L209 248ZM222 244L223 245L226 244V245L223 246ZM185 245H187V246L189 245V247L185 248ZM175 246H177V247H175ZM254 247H256V248H254ZM218 248L220 249V251L218 250ZM241 248L245 249V250H242ZM237 249H239L240 252ZM231 250H235V251L231 252ZM242 251H244V252L242 253ZM206 252H204V254L203 253L202 254L205 255ZM214 253H215V255H218V256L220 255V257L217 256L216 258H214L215 257ZM233 253H234V256L232 257ZM188 254H192V255H188ZM237 254L238 255L242 254L243 255L242 257H244V258L241 259L240 258L241 256H238ZM234 257H236V259ZM210 258H211V260H210ZM229 258H230V262H229ZM207 259H209L208 261H210V262H208ZM227 261L225 263H227ZM191 262H194V261L192 260ZM240 262H242V261H240ZM194 263L198 264V262H194ZM223 263H224V261H223ZM212 264H214V263H212Z\"/></svg>",
  "mask_w": 264,
  "mask_h": 264
},
{
  "label": "crops",
  "instance_id": "0c3cea01",
  "mask_svg": "<svg viewBox=\"0 0 264 264\" xmlns=\"http://www.w3.org/2000/svg\"><path fill=\"white\" fill-rule=\"evenodd\" d=\"M49 3L55 8L58 5L64 4V0H0V27L8 22H15L19 20V18H30L34 15L43 14L46 11L45 4ZM58 34V27L52 23L45 24L46 45H48L49 48H51L50 45H52L50 40L54 43L53 39L56 38Z\"/></svg>",
  "mask_w": 264,
  "mask_h": 264
},
{
  "label": "built area",
  "instance_id": "2783aa9c",
  "mask_svg": "<svg viewBox=\"0 0 264 264\" xmlns=\"http://www.w3.org/2000/svg\"><path fill=\"white\" fill-rule=\"evenodd\" d=\"M8 188H9V186H4V189H8ZM0 189H1V188H0ZM4 189H1L0 194L3 193V190H4Z\"/></svg>",
  "mask_w": 264,
  "mask_h": 264
}]
</instances>
